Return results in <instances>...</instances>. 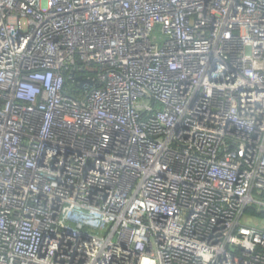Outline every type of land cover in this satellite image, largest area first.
<instances>
[{
  "label": "built area",
  "instance_id": "2783aa9c",
  "mask_svg": "<svg viewBox=\"0 0 264 264\" xmlns=\"http://www.w3.org/2000/svg\"><path fill=\"white\" fill-rule=\"evenodd\" d=\"M248 208L264 0H0V264H264Z\"/></svg>",
  "mask_w": 264,
  "mask_h": 264
},
{
  "label": "trees",
  "instance_id": "16d2710c",
  "mask_svg": "<svg viewBox=\"0 0 264 264\" xmlns=\"http://www.w3.org/2000/svg\"><path fill=\"white\" fill-rule=\"evenodd\" d=\"M246 212L249 214H254L258 217H264V212H258L255 208H248Z\"/></svg>",
  "mask_w": 264,
  "mask_h": 264
},
{
  "label": "rangeland",
  "instance_id": "374dc122",
  "mask_svg": "<svg viewBox=\"0 0 264 264\" xmlns=\"http://www.w3.org/2000/svg\"><path fill=\"white\" fill-rule=\"evenodd\" d=\"M21 25H22V28H23V29H25V28H26V24H25V22H24V21L22 22V24H21Z\"/></svg>",
  "mask_w": 264,
  "mask_h": 264
},
{
  "label": "water",
  "instance_id": "95a60500",
  "mask_svg": "<svg viewBox=\"0 0 264 264\" xmlns=\"http://www.w3.org/2000/svg\"><path fill=\"white\" fill-rule=\"evenodd\" d=\"M82 81V79H80Z\"/></svg>",
  "mask_w": 264,
  "mask_h": 264
}]
</instances>
